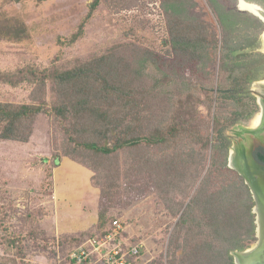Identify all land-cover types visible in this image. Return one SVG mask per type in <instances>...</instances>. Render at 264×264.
I'll return each instance as SVG.
<instances>
[{
  "label": "trees",
  "instance_id": "trees-1",
  "mask_svg": "<svg viewBox=\"0 0 264 264\" xmlns=\"http://www.w3.org/2000/svg\"><path fill=\"white\" fill-rule=\"evenodd\" d=\"M209 1L223 30L221 45L213 24L192 15L189 0H162L170 23V36L165 40L170 59L149 47L119 44L91 60L69 68L54 67L46 74L54 82V113L75 131L77 149L92 151L104 162L132 152L129 157H141L137 171L164 184L165 189V184L174 185L169 197L185 185L181 190L186 206L171 236L174 252L182 251L176 261L180 264H235L232 252L246 248L255 232L252 197L241 176L228 167L230 141L224 132L256 111L247 89L251 80L262 75L256 72L264 70V54L252 51L260 32L236 34L240 14L228 9L223 0ZM100 2L89 4L77 29L58 38L60 45L72 46L85 36V27ZM245 24L251 28L262 25L258 18ZM0 34L35 49L33 35L25 28H0ZM218 57L221 77L215 88ZM188 65L195 67L193 73H187ZM44 103L0 102V137L28 141L36 115L46 111ZM65 155L77 160L73 154ZM58 160L56 156V165ZM109 164L119 168L117 163ZM87 165L97 175L106 162ZM221 175L223 182L217 179ZM134 183L135 179L130 180ZM106 193L109 198L114 194L108 189ZM117 219L127 227L125 220L100 210L95 227L73 237L75 241L61 254L59 264H69V255L89 238L111 232ZM124 233L130 236L127 230ZM8 245L13 244L8 241ZM144 254L142 250L137 263L145 262Z\"/></svg>",
  "mask_w": 264,
  "mask_h": 264
},
{
  "label": "rangeland",
  "instance_id": "rangeland-1",
  "mask_svg": "<svg viewBox=\"0 0 264 264\" xmlns=\"http://www.w3.org/2000/svg\"><path fill=\"white\" fill-rule=\"evenodd\" d=\"M92 1L0 0V28L10 31L25 28L32 33L35 44V49L21 46L0 34V102H45L46 110L36 115L28 141L0 137V263L59 264L61 254L75 241L73 237L95 227L100 210L127 222V232L143 245L144 260L173 264L182 258L181 249L174 252L171 236L186 206V195L181 190L185 185L171 192V199L167 193L174 185L165 184V189L164 184H156L149 175L141 174L140 169L137 171L136 164L141 157H129L132 152H123L115 161H105L108 166L95 175L87 164L105 162L92 151L77 149L73 139L75 131L69 130L72 127H68L67 121L54 113L51 99L54 82L52 77L46 79L54 67H72L119 44L149 47L159 56L170 59L165 43L170 36V23L162 0H101L85 27V36L72 46L60 45L58 38L69 36L77 29ZM189 2L193 4L192 15L213 24L221 45L223 30L212 3L209 0ZM249 17L240 15V31L236 34L261 31L246 26ZM219 64L218 57L214 68L215 88L221 77ZM194 68L188 65L187 73H193ZM45 79L46 86L42 85ZM66 153L75 155L77 160ZM56 156L59 157L57 165ZM210 157L211 153L207 168ZM222 178L221 175L217 179L223 182ZM134 179L132 186L130 180ZM109 184L114 186L110 188ZM106 189L114 193L112 198L107 196ZM8 241L13 245H8Z\"/></svg>",
  "mask_w": 264,
  "mask_h": 264
},
{
  "label": "flooded vegetation",
  "instance_id": "flooded-vegetation-1",
  "mask_svg": "<svg viewBox=\"0 0 264 264\" xmlns=\"http://www.w3.org/2000/svg\"><path fill=\"white\" fill-rule=\"evenodd\" d=\"M231 1L232 3L228 4L226 0H223L222 3L228 4L229 9L240 15L248 14V17L250 15L249 22L253 18L260 20L262 25L258 28L263 31L261 38L257 40L258 45L254 46L252 51L264 54V51L261 50V43L264 44V36H262L264 35V18L256 15V13L264 15V0ZM251 73L255 74V71ZM257 73H262V75L251 80L247 89L256 111L249 119L235 122L224 132L230 141L228 167L239 174L249 188L253 201L252 212L255 224L254 242L249 243L242 250H237L241 253L236 255L232 253L235 264H238V261L240 264H264V116L262 115L264 110V70L261 69ZM247 128L253 131H247ZM231 153L234 167L229 165Z\"/></svg>",
  "mask_w": 264,
  "mask_h": 264
},
{
  "label": "built area",
  "instance_id": "built-area-1",
  "mask_svg": "<svg viewBox=\"0 0 264 264\" xmlns=\"http://www.w3.org/2000/svg\"><path fill=\"white\" fill-rule=\"evenodd\" d=\"M125 231L122 222L114 220L111 232L101 237H91L75 249L69 255V264H139L137 259L143 245L125 235ZM147 262L145 259L142 264Z\"/></svg>",
  "mask_w": 264,
  "mask_h": 264
},
{
  "label": "water",
  "instance_id": "water-1",
  "mask_svg": "<svg viewBox=\"0 0 264 264\" xmlns=\"http://www.w3.org/2000/svg\"><path fill=\"white\" fill-rule=\"evenodd\" d=\"M255 13H256V12H255ZM256 15H260V17L264 18V15L261 14V13H256ZM229 165H230V167H234V166H235V164H234V165L232 164V153H231V155H230ZM232 253L236 255L237 253H240V252L237 251V250H235V251H233ZM237 261H238V260H237ZM238 264H240L239 261H238Z\"/></svg>",
  "mask_w": 264,
  "mask_h": 264
},
{
  "label": "bare ground",
  "instance_id": "bare-ground-1",
  "mask_svg": "<svg viewBox=\"0 0 264 264\" xmlns=\"http://www.w3.org/2000/svg\"><path fill=\"white\" fill-rule=\"evenodd\" d=\"M261 102H263L262 100H261ZM262 115L264 116V110H263V113H262ZM249 130H252V129H250V128H247V131H249ZM253 131V130H252ZM232 152L233 153H235L233 150H232ZM245 252V251H244ZM241 253V252H240ZM238 254V253H237Z\"/></svg>",
  "mask_w": 264,
  "mask_h": 264
},
{
  "label": "crops",
  "instance_id": "crops-1",
  "mask_svg": "<svg viewBox=\"0 0 264 264\" xmlns=\"http://www.w3.org/2000/svg\"><path fill=\"white\" fill-rule=\"evenodd\" d=\"M229 9V8H228Z\"/></svg>",
  "mask_w": 264,
  "mask_h": 264
}]
</instances>
